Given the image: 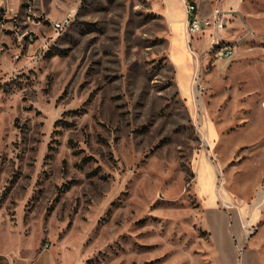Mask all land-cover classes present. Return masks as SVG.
Returning <instances> with one entry per match:
<instances>
[{
    "label": "rangeland",
    "instance_id": "374dc122",
    "mask_svg": "<svg viewBox=\"0 0 264 264\" xmlns=\"http://www.w3.org/2000/svg\"><path fill=\"white\" fill-rule=\"evenodd\" d=\"M209 1L234 59L171 48L158 0H0L2 246L215 264L214 209L264 261V0Z\"/></svg>",
    "mask_w": 264,
    "mask_h": 264
},
{
    "label": "crops",
    "instance_id": "0c3cea01",
    "mask_svg": "<svg viewBox=\"0 0 264 264\" xmlns=\"http://www.w3.org/2000/svg\"><path fill=\"white\" fill-rule=\"evenodd\" d=\"M165 19L171 25L173 40L171 48H183L186 55L189 54L187 47H191L190 40L186 35L187 13L184 0H158ZM197 3L198 15L200 17L208 16L212 11V5L209 0H190ZM241 0H227L225 7L231 9L238 5ZM232 11V10H229ZM234 12V11H232ZM231 22L228 27L221 31V37L228 43H235L240 39L237 23L234 20L235 15H228ZM236 18V17H235ZM194 40V46L197 53H205V50L215 42L211 30H206ZM212 43V44H211ZM237 43V42H236ZM238 50V49H237ZM188 52V53H187ZM196 52V50L194 51ZM239 52V50H238ZM206 54V53H205ZM238 54V53H237ZM191 56V55H190ZM193 56L195 57L194 53ZM185 57V56H184ZM208 57V56H207ZM219 61V60H218ZM211 228L214 234L215 264H264L262 255L254 247L245 249L246 237L243 234L238 235L236 229L230 233L229 223L225 213L211 209L209 214ZM220 227V229H219ZM251 237H247V240ZM0 264H58V259L52 249L47 247L39 248H17L14 246H2L0 242Z\"/></svg>",
    "mask_w": 264,
    "mask_h": 264
},
{
    "label": "built area",
    "instance_id": "2783aa9c",
    "mask_svg": "<svg viewBox=\"0 0 264 264\" xmlns=\"http://www.w3.org/2000/svg\"><path fill=\"white\" fill-rule=\"evenodd\" d=\"M185 6H186V13H187V22H186V32L188 35L191 36H197L201 34V32H204L206 30H211L212 34L214 35V39L221 35V31L226 29L227 22L229 21V17H227L226 13L223 11H217L214 12L211 17L203 18L198 15V8L197 5L190 1V0H184ZM73 16L72 14H66L65 17H63L61 20L56 21L54 23L55 28L57 31L61 27H67L72 23ZM214 43V40L213 42ZM211 43V44H212ZM238 44L235 42L233 45H226V51L223 53H219L216 61L219 59H234L235 56L238 53ZM196 60L200 61L199 54L197 52H194L191 50ZM207 49L205 50V53H207ZM198 78V81L201 79L199 73L195 75V78ZM206 89L205 85H198L196 88V94L199 96L200 92ZM250 231H246V235L250 237Z\"/></svg>",
    "mask_w": 264,
    "mask_h": 264
},
{
    "label": "bare ground",
    "instance_id": "6f19581e",
    "mask_svg": "<svg viewBox=\"0 0 264 264\" xmlns=\"http://www.w3.org/2000/svg\"><path fill=\"white\" fill-rule=\"evenodd\" d=\"M65 27H61L59 29V31H61L62 29H64ZM226 45H230V44H227L225 42V40L220 36H218L214 42V44H212L210 46V48L207 50L208 52L206 53V56L210 57V56H215V57H218L219 53H223L226 51ZM180 57L182 58L183 56L180 55ZM183 59V58H182ZM177 64V63H176ZM182 67V66H181ZM179 67V68H181ZM181 74V73H180ZM179 75V74H178ZM183 76V75H181ZM185 76V75H184ZM186 79V77H185ZM206 169H208V174H210V169L208 167V165L206 164ZM213 166V165H212ZM211 178H214V177H211ZM232 201V200H231ZM223 202L225 203L226 206L228 207H232V204L230 202H227L224 197H223ZM227 207V208H228ZM233 208V207H232ZM237 210V209H236ZM230 221V220H229ZM230 223V222H229Z\"/></svg>",
    "mask_w": 264,
    "mask_h": 264
}]
</instances>
